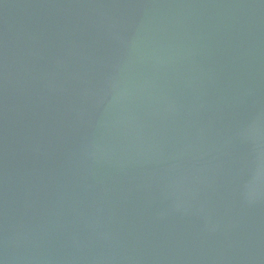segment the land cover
Listing matches in <instances>:
<instances>
[{
    "label": "water",
    "instance_id": "1",
    "mask_svg": "<svg viewBox=\"0 0 264 264\" xmlns=\"http://www.w3.org/2000/svg\"><path fill=\"white\" fill-rule=\"evenodd\" d=\"M0 264H264V0H0Z\"/></svg>",
    "mask_w": 264,
    "mask_h": 264
}]
</instances>
